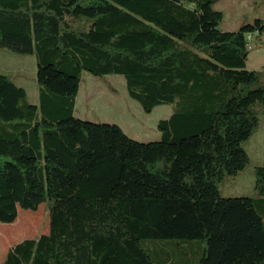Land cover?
Returning a JSON list of instances; mask_svg holds the SVG:
<instances>
[{"label": "trees", "instance_id": "trees-1", "mask_svg": "<svg viewBox=\"0 0 264 264\" xmlns=\"http://www.w3.org/2000/svg\"><path fill=\"white\" fill-rule=\"evenodd\" d=\"M213 3L0 0V45L35 55L38 84L31 103L0 73V222L48 211V231L11 245L0 264L173 262L154 260L144 239L200 240L195 264H264V165L253 166L257 197L218 188L248 163L241 143L264 108V85L246 68V34L264 33V18L221 30ZM82 70L123 75L147 112L171 104L161 137L141 142L76 117Z\"/></svg>", "mask_w": 264, "mask_h": 264}, {"label": "rangeland", "instance_id": "rangeland-1", "mask_svg": "<svg viewBox=\"0 0 264 264\" xmlns=\"http://www.w3.org/2000/svg\"><path fill=\"white\" fill-rule=\"evenodd\" d=\"M213 8L223 10L220 28L237 29L245 22L255 17H264V0H254L249 3L215 2ZM250 48L246 59V68L257 71L260 85H264V33L255 34L248 40ZM36 57L24 54L0 45V73L11 76L26 90V99L31 103H38V84L36 81ZM171 104H159L150 112L143 110L140 104L128 96L124 76L121 74L93 75L86 70L81 71L78 91L75 97L74 115L94 122H108L117 124L129 137L134 140L147 142L158 140L161 132L157 127L159 119L166 118L171 112ZM259 124L256 130L241 145L246 150L249 161L235 175H226L218 185L222 196H250L257 197L254 189V165H264V108L258 110ZM16 218L10 222H0V232L6 230L9 242L7 249L17 241L35 237L48 231V211L45 203L35 209H18ZM39 220L32 225L31 219ZM17 219V220H16ZM21 220V221H20ZM21 222V224L19 222ZM26 223L25 229H31L26 235L17 237L13 234L16 229ZM18 223L20 225H18ZM18 231V230H17ZM6 237L1 236V240ZM7 241V240H6ZM177 239L142 240L148 254L157 262L164 260L167 255L171 264H195L201 254L203 244L200 240H193L196 244L178 249ZM2 249V248H1ZM4 249V250H5ZM3 253V249L1 250Z\"/></svg>", "mask_w": 264, "mask_h": 264}, {"label": "crops", "instance_id": "crops-1", "mask_svg": "<svg viewBox=\"0 0 264 264\" xmlns=\"http://www.w3.org/2000/svg\"><path fill=\"white\" fill-rule=\"evenodd\" d=\"M221 1H223V3H228V2H230V3H238V2H244V3H249V2H252V1H254V0H214V3L215 2H221ZM216 9H218V10H220V11H222V13H223V10L222 9H220V8H216ZM260 18H264V17H260ZM223 19V18H222ZM221 24V23H220ZM219 28H220V25H219ZM221 30H232L233 28H229V29H223V28H220ZM75 105V104H74ZM18 213H19V211H18ZM19 216V215H18ZM17 216V217H18ZM1 234H5L6 233V230L4 229V230H2V232H0ZM43 233H46V232H43ZM6 235V234H5ZM176 245H171V246H176V247H178V248H183L184 246H186L187 245V243L186 242H183V241H176V243H175ZM193 244H196V243H193ZM5 249V248H4ZM3 249V253L4 254H2L1 253V250H0V262L4 259V256H5V254H6V251H7V249H5L4 250Z\"/></svg>", "mask_w": 264, "mask_h": 264}, {"label": "built area", "instance_id": "built-area-1", "mask_svg": "<svg viewBox=\"0 0 264 264\" xmlns=\"http://www.w3.org/2000/svg\"><path fill=\"white\" fill-rule=\"evenodd\" d=\"M252 34L248 33L246 34V41H247V47L250 48L248 40L251 38Z\"/></svg>", "mask_w": 264, "mask_h": 264}]
</instances>
